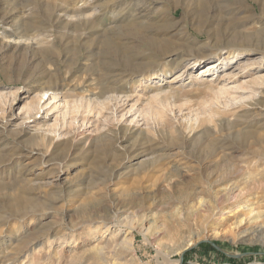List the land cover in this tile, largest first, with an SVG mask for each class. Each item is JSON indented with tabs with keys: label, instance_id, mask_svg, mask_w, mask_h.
<instances>
[{
	"label": "rangeland",
	"instance_id": "374dc122",
	"mask_svg": "<svg viewBox=\"0 0 264 264\" xmlns=\"http://www.w3.org/2000/svg\"><path fill=\"white\" fill-rule=\"evenodd\" d=\"M263 5L0 0V264H264Z\"/></svg>",
	"mask_w": 264,
	"mask_h": 264
},
{
	"label": "bare ground",
	"instance_id": "6f19581e",
	"mask_svg": "<svg viewBox=\"0 0 264 264\" xmlns=\"http://www.w3.org/2000/svg\"><path fill=\"white\" fill-rule=\"evenodd\" d=\"M263 4V3H262ZM243 5V4H242ZM246 6L244 5V7H241L240 6V9H241V11H239L241 14L242 13H245L246 11H248L249 9H246L245 8ZM264 5H263V7H262V9L261 10H263L264 11ZM231 12H229V13H226V14H223L222 15V18L221 19H219V21L221 22L220 24L221 25H225L228 29L231 27V25H232V21L231 22H229L230 21V19H227V17H228V15L230 14ZM220 16V15H219ZM240 18V17H239ZM233 19V18H232ZM242 19V18H241ZM255 19H256V15H247L246 16V19H243L242 20V22H241V24H240V27L242 28H246V26L249 24V22H251V21H253V22H257V21H255ZM209 20V19H208ZM236 20V19H235ZM239 21V20H238ZM0 34L2 33V22H0ZM221 27V26H220ZM184 28V27H183ZM182 28V29H183ZM232 28V27H231ZM263 32H264V28H262L261 29ZM262 31H260V32H262ZM190 32V31H189ZM227 32V31H226ZM231 32V31H230ZM237 32V31H236ZM5 34V33H4ZM234 34H235V32H234ZM189 36V35H188ZM5 38H8L9 39V41H7V45L8 46H10V45H12L11 44V42H16L17 41V44L16 45H20V44H26L27 46H28V42H22V40H18L16 37H13L11 34L9 35L8 33L7 34H5ZM47 38V37H46ZM187 39V38H186ZM249 39V38H248ZM250 39H251V37H250ZM236 40V39H235ZM242 40V39H241ZM259 41H260V38L259 37H257L256 38V42H258L259 43ZM48 42V41H47ZM248 43V42H247ZM189 44V43H188ZM158 50V49H157ZM144 59H147V58H144ZM215 66V65H214ZM213 66V67H214ZM49 93H51V95H52V98L53 99H57V98H59V95H60V92H59V89H57V88H53V87H50V86H45V87H43L42 89H41V91H39V94H38V101H39V103H42V101H44L45 100V98H46V96H48V94ZM115 93H117V92H115ZM48 99H49V97H48ZM111 99L112 100H115V99H117V94H115L114 96H112L111 97ZM0 213H2V211H0ZM0 219L2 220V215H0ZM115 225V224H114ZM116 226V225H115ZM27 239H24V237L22 238V242H25ZM19 241V240H18ZM126 242V241H125ZM128 242V241H127ZM29 244V243H28ZM21 245V244H20ZM19 245V246H20ZM191 245V243H189V246Z\"/></svg>",
	"mask_w": 264,
	"mask_h": 264
}]
</instances>
